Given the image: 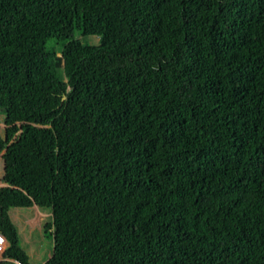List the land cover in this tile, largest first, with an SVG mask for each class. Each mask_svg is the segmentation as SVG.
<instances>
[{
	"label": "trees",
	"instance_id": "obj_1",
	"mask_svg": "<svg viewBox=\"0 0 264 264\" xmlns=\"http://www.w3.org/2000/svg\"><path fill=\"white\" fill-rule=\"evenodd\" d=\"M87 1L0 0V28ZM114 5L117 21L87 8L116 47L56 57L40 82L56 142L0 135L5 256L32 264L7 200L59 182L43 264H264V0Z\"/></svg>",
	"mask_w": 264,
	"mask_h": 264
},
{
	"label": "rangeland",
	"instance_id": "obj_2",
	"mask_svg": "<svg viewBox=\"0 0 264 264\" xmlns=\"http://www.w3.org/2000/svg\"><path fill=\"white\" fill-rule=\"evenodd\" d=\"M90 3L104 4L106 14L115 21L122 17L114 0H90L53 12L37 21H21L13 29L0 28V135L4 139L10 136L12 142L20 144H27L33 139L56 142L50 120L43 115L40 102L41 80L47 81L46 90L55 82L54 76L48 73L49 62L65 55L75 60L86 52L85 44L115 46L108 26L100 27L92 20L94 16L88 11L91 8H87ZM122 48L112 50L120 53ZM37 58L44 64L40 79L35 81L30 79L32 75L26 67H30V60ZM27 79L28 86L20 85V81ZM2 174L0 160V176ZM60 185L57 182L49 191L39 194H22V198L17 200L19 204L12 203L10 208L9 214L17 227L20 246L33 264L42 263L52 252V241L44 230L45 224L67 211Z\"/></svg>",
	"mask_w": 264,
	"mask_h": 264
},
{
	"label": "built area",
	"instance_id": "obj_3",
	"mask_svg": "<svg viewBox=\"0 0 264 264\" xmlns=\"http://www.w3.org/2000/svg\"><path fill=\"white\" fill-rule=\"evenodd\" d=\"M8 247V242L0 233V264H21V262L17 259L8 258L5 256V251Z\"/></svg>",
	"mask_w": 264,
	"mask_h": 264
},
{
	"label": "crops",
	"instance_id": "obj_4",
	"mask_svg": "<svg viewBox=\"0 0 264 264\" xmlns=\"http://www.w3.org/2000/svg\"><path fill=\"white\" fill-rule=\"evenodd\" d=\"M12 133V132H11ZM6 142H7V144H10V143H12V138L11 137H9L8 139H6ZM0 160L2 161V164H3V160H2V158L0 157ZM2 176V175H1ZM1 176H0V179H1ZM54 184V183H53ZM52 187V186H51ZM20 192V193H19ZM43 193V192H42ZM22 194H26V193H24V192H22V191H20V190H18V192H17V194L15 195V197H12V198H9L8 200H7V203H8V205H9V207L10 208H12V205L13 204H16V205H18L19 203H18V201L17 200H19V199H21L22 197ZM29 195H31V194H29ZM54 200H56V199H54ZM22 201V200H21ZM13 203V204H12ZM22 205H25V203L24 204H22ZM28 219V218H27ZM27 219H25V223L26 224H28L29 223V221L27 220ZM51 256V254L49 255V257ZM28 257H29V255H28ZM46 260H47V258H46ZM46 260H44V261H42V263H40V264H43ZM30 261V260H29ZM33 264V263H32Z\"/></svg>",
	"mask_w": 264,
	"mask_h": 264
}]
</instances>
